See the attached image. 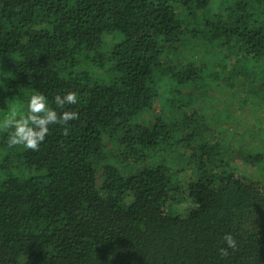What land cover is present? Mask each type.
<instances>
[{"label":"trees","instance_id":"obj_1","mask_svg":"<svg viewBox=\"0 0 264 264\" xmlns=\"http://www.w3.org/2000/svg\"><path fill=\"white\" fill-rule=\"evenodd\" d=\"M203 75L261 105L264 0H0V120L36 93L79 114L38 151L0 132V264H264V151L205 135Z\"/></svg>","mask_w":264,"mask_h":264},{"label":"rangeland","instance_id":"obj_2","mask_svg":"<svg viewBox=\"0 0 264 264\" xmlns=\"http://www.w3.org/2000/svg\"><path fill=\"white\" fill-rule=\"evenodd\" d=\"M212 48H205L201 44H190L184 46L181 52L193 61H211L216 59V52ZM183 57V56H182ZM179 57V58H182ZM207 72V71H206ZM208 85L199 87L197 90L195 106L202 117L205 116L206 122L203 131L207 137L221 136L231 147L230 156L233 162L241 165L243 154L253 149L264 151V101L261 105H252L249 89L242 82L240 85L231 84L224 78H217L210 82L209 78L200 79ZM194 96V95H193ZM192 108V107H191ZM107 146L110 142L105 140ZM168 157L176 160L181 156L183 150L181 146L172 145ZM167 162H169L167 160ZM257 177L264 180V166L256 172ZM172 210L184 212L191 206V201L186 197H176L171 203Z\"/></svg>","mask_w":264,"mask_h":264},{"label":"clouds","instance_id":"obj_3","mask_svg":"<svg viewBox=\"0 0 264 264\" xmlns=\"http://www.w3.org/2000/svg\"><path fill=\"white\" fill-rule=\"evenodd\" d=\"M57 107L64 109L65 105H75L78 103L77 93L68 91L63 96H55ZM79 119L76 111L64 110L57 113L48 106L47 98L41 94H33L28 104L26 114L18 115L12 110L3 120H0V132L8 133V146H22L26 150L38 151L42 142L49 135L50 125H67L72 120ZM224 247L218 249L222 257L229 255V249L233 252L237 250V241L231 233H226L222 237Z\"/></svg>","mask_w":264,"mask_h":264}]
</instances>
